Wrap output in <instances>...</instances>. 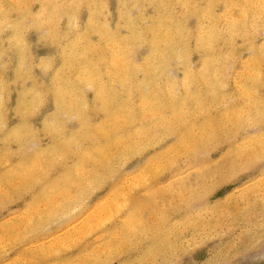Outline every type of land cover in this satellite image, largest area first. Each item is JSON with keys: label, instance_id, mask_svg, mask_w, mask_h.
Returning a JSON list of instances; mask_svg holds the SVG:
<instances>
[{"label": "clouds", "instance_id": "clouds-1", "mask_svg": "<svg viewBox=\"0 0 264 264\" xmlns=\"http://www.w3.org/2000/svg\"><path fill=\"white\" fill-rule=\"evenodd\" d=\"M117 5L119 29L131 18L124 0ZM107 7L108 0H0V203L31 197L22 232L46 223L51 234L101 188L118 185L115 234L79 264H186L203 247L207 257L197 264H234L214 240L228 217L211 199L243 174L252 178L238 202L264 240V0H169L170 15L141 26L151 49L139 63L127 38L115 39ZM30 31L55 48L47 62L31 58ZM37 67L47 83H37ZM225 142L228 154L212 160ZM154 153L168 174L140 169L154 183L137 194L127 181L133 157ZM0 264L31 261L11 259L0 235Z\"/></svg>", "mask_w": 264, "mask_h": 264}, {"label": "rangeland", "instance_id": "rangeland-1", "mask_svg": "<svg viewBox=\"0 0 264 264\" xmlns=\"http://www.w3.org/2000/svg\"><path fill=\"white\" fill-rule=\"evenodd\" d=\"M108 1L109 11L107 10V12L110 13L108 19L110 22H115L118 15L117 0ZM133 12H136L135 8ZM146 12L148 15L155 12L153 3L147 4ZM86 17L87 13H82L81 21L84 22ZM37 40V32L30 31L27 36V41L31 46L29 54L36 64H40L41 61L47 62L49 57L56 54V50L50 41L37 43ZM142 48L141 53L145 54L147 47ZM33 71L36 77L41 78L37 83L48 82L47 78L42 76L39 67L34 68ZM15 99L16 93H13V102H15ZM41 111L42 113L46 112L45 109ZM42 119V115L33 119V123L37 128L43 127ZM45 147H47V144H45ZM15 148L16 146L13 145L12 150L15 151ZM228 151L229 147L226 142L217 144L210 153L211 158L212 160H218L225 157ZM148 158L143 154L134 156L132 167L129 168L132 174L127 178V181L137 194L149 182L153 183V179L147 178L144 182L145 178L137 175L140 169L154 168L146 161ZM137 164L139 167H136ZM167 174L164 171L158 172L157 178ZM56 175H59V172H54L51 178L54 179ZM258 178V176L255 177V179ZM172 179L175 180L176 176ZM251 180L252 178L243 174L242 179L238 182L220 187L211 199L214 210L228 217L214 240L220 244L225 253L231 250L234 264H264V240H261L258 231L251 230V226L245 223V210L242 202H238V197L241 196L240 193L247 184L251 183ZM110 189L111 186L101 188L93 198L90 207L82 215H78L76 219L67 223L63 229L52 231L51 234L47 231L46 223L36 229L28 227L27 231L22 232L33 215V209L30 206L31 197H13L0 203V235L4 236V242L8 246V256L11 259L29 260L31 264H79V261L90 259L106 245L108 238L115 234L119 225V220L113 214V210H109V217H106L105 222H103V219L96 220L93 215L105 203V199L111 196L112 191ZM73 215L77 214L73 213ZM102 215L106 216V214ZM18 234L21 235L18 236ZM206 257L207 247L200 248L194 253V258L202 260ZM120 258L119 255L113 257V259Z\"/></svg>", "mask_w": 264, "mask_h": 264}, {"label": "bare ground", "instance_id": "bare-ground-1", "mask_svg": "<svg viewBox=\"0 0 264 264\" xmlns=\"http://www.w3.org/2000/svg\"><path fill=\"white\" fill-rule=\"evenodd\" d=\"M148 3H153L155 6V12L152 15H148L146 12V7ZM168 3H169V0H124V4L126 5V7L124 8V12L127 17L131 18V22L129 23L126 21L125 26L120 27L118 29L117 25L119 24V21H120V12L118 11V9H117V14H118L117 20L115 22H110L108 19L109 27L113 30V32L117 33V36L115 37V39H120L124 37L127 38L126 43L128 44L130 48L131 59L136 61L137 63H139L142 60H145L151 49L150 42L142 38L144 33H143L141 26L145 23L147 25L158 26L160 22L164 20L165 17L170 15L172 12V9L166 7ZM108 6H109V1H108ZM134 8L136 9V12H133ZM107 10L109 11L108 7H107ZM192 20L193 22H191ZM86 21H87V17L84 22ZM187 26L188 28H195L196 20L189 19L187 21ZM94 39H98V37ZM145 46L147 48H146V53L144 54V53H141L142 52L141 50L143 49L142 47H145ZM244 58L246 59L247 56H245ZM199 59H200L199 56L193 57L194 62ZM169 147H171V145H169ZM159 160H160V157L158 154L152 155L146 160L149 162L148 164H151L154 166L152 170L154 173H156V175H158V172L163 171V169H161L160 167ZM172 177H175V176L173 175ZM144 178H145L144 179V182H145L147 180V177H144ZM150 183L151 182H149V184ZM153 183H154V180H153ZM144 184H148V183H144ZM118 187H119L118 185L111 186V189H110V191H112L111 196L107 197L105 199L106 200L105 203L102 206H100V208L97 210V213L93 214L96 217L95 218L96 220L103 219L104 220L103 222H105L106 217H109V210H114L116 205L120 204L123 201L124 194L118 191ZM102 214H106V216Z\"/></svg>", "mask_w": 264, "mask_h": 264}, {"label": "snow or ice", "instance_id": "snow-or-ice-1", "mask_svg": "<svg viewBox=\"0 0 264 264\" xmlns=\"http://www.w3.org/2000/svg\"><path fill=\"white\" fill-rule=\"evenodd\" d=\"M186 264H197V260L195 258L186 262Z\"/></svg>", "mask_w": 264, "mask_h": 264}]
</instances>
